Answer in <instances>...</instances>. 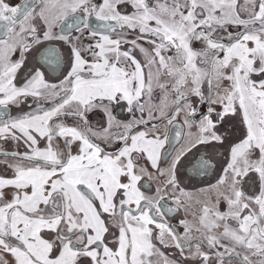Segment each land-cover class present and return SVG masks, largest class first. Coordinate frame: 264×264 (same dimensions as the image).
<instances>
[{
	"label": "snow or ice",
	"instance_id": "obj_1",
	"mask_svg": "<svg viewBox=\"0 0 264 264\" xmlns=\"http://www.w3.org/2000/svg\"><path fill=\"white\" fill-rule=\"evenodd\" d=\"M0 264H264V0H0Z\"/></svg>",
	"mask_w": 264,
	"mask_h": 264
}]
</instances>
